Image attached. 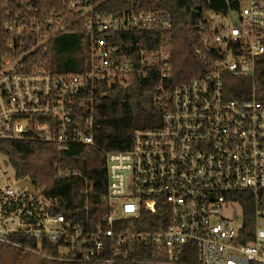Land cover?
Here are the masks:
<instances>
[{
    "label": "built area",
    "instance_id": "1",
    "mask_svg": "<svg viewBox=\"0 0 264 264\" xmlns=\"http://www.w3.org/2000/svg\"><path fill=\"white\" fill-rule=\"evenodd\" d=\"M231 1L228 10L200 17L196 10L195 52L205 73L174 87L162 125L137 130L130 150L105 152V214L77 221L56 215L40 190L22 189V181L0 166V248L58 263L125 264L131 245L173 254L192 244L202 264H264V103L230 100L226 91L227 76L255 78L264 56V0ZM66 2L78 13L71 24L81 21L89 37V68L58 75L47 69V60L38 63L35 52L54 36L42 30H64L62 17L33 20L41 41L29 48L28 25L6 24L13 54L0 71V141H38L58 150L95 147L96 104L107 88L156 73L161 82L154 100L167 91L173 65L165 44L138 43L127 54L111 40L119 32L169 30L171 14H110L93 0ZM58 175L72 173L58 166ZM161 210L169 218L164 231L138 228L143 211Z\"/></svg>",
    "mask_w": 264,
    "mask_h": 264
},
{
    "label": "trees",
    "instance_id": "2",
    "mask_svg": "<svg viewBox=\"0 0 264 264\" xmlns=\"http://www.w3.org/2000/svg\"><path fill=\"white\" fill-rule=\"evenodd\" d=\"M93 3L98 5L99 11L110 14H171L173 26L169 30L119 32L113 35L111 44L127 54H132L138 43L146 47L165 44L171 54L173 72L167 81V91L159 101L154 100L153 92L161 82L156 73L147 78L134 76L127 86L107 88L108 92L96 104L95 147L74 145L58 150L53 144L38 141H0V154L13 168L16 179L31 181L52 202V213L76 221L95 219L106 212L101 206L108 184L105 152L130 150L137 130L159 128L174 87L205 73L195 52L200 37L193 22L195 10L200 17L204 13L234 7L231 0H93ZM53 15L64 19V30L51 28L49 34L42 30L45 37L54 36L35 52L38 63L47 60V69L58 75L87 72L89 37L81 21L71 24L78 13H71L66 0H0V71L4 59L13 54L9 48L12 36L7 33L6 24L17 20L28 25L24 41L29 48L41 41L32 21H42ZM226 81L228 99H256L264 103V56L258 61L255 78L227 76ZM58 166L72 175L60 177ZM245 209L246 215L253 218V207L246 205ZM136 224L142 231L160 232L169 224V218L162 210L156 215L143 211V218ZM30 244L36 248L39 242L31 240ZM46 250L56 252L52 248ZM128 250L125 264H202L199 250L192 244L173 254L166 248L142 244L131 245ZM48 261V264H68Z\"/></svg>",
    "mask_w": 264,
    "mask_h": 264
},
{
    "label": "rangeland",
    "instance_id": "3",
    "mask_svg": "<svg viewBox=\"0 0 264 264\" xmlns=\"http://www.w3.org/2000/svg\"><path fill=\"white\" fill-rule=\"evenodd\" d=\"M196 10L193 13V18L196 16ZM5 158L0 154V166L3 172L14 178V170L11 166L4 164ZM2 181V174L0 173V183ZM49 261L36 254L23 252L14 248L4 247L0 248V264H48ZM155 264V263H143ZM160 264H176V263H160Z\"/></svg>",
    "mask_w": 264,
    "mask_h": 264
},
{
    "label": "water",
    "instance_id": "4",
    "mask_svg": "<svg viewBox=\"0 0 264 264\" xmlns=\"http://www.w3.org/2000/svg\"><path fill=\"white\" fill-rule=\"evenodd\" d=\"M196 15H197V13H196ZM195 18H196V16H195ZM195 18H193V19H195ZM20 187L22 189L27 188V189L31 190L33 193L38 194V190H37L36 186L29 180L22 181L20 183Z\"/></svg>",
    "mask_w": 264,
    "mask_h": 264
}]
</instances>
